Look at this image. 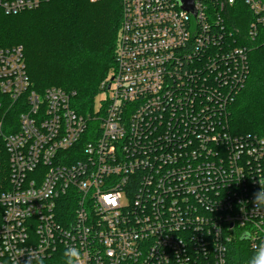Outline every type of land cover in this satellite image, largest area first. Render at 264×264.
Here are the masks:
<instances>
[{"label": "built area", "instance_id": "1", "mask_svg": "<svg viewBox=\"0 0 264 264\" xmlns=\"http://www.w3.org/2000/svg\"><path fill=\"white\" fill-rule=\"evenodd\" d=\"M47 1L0 0V11ZM120 1L93 120L73 94L33 90L20 46L0 49V97L20 110L16 131L0 123V264L33 253L65 264L72 247L81 264H248L264 242V137L229 124L249 73L232 17L244 5L247 38L264 45V0H193L195 15L175 0Z\"/></svg>", "mask_w": 264, "mask_h": 264}, {"label": "trees", "instance_id": "2", "mask_svg": "<svg viewBox=\"0 0 264 264\" xmlns=\"http://www.w3.org/2000/svg\"><path fill=\"white\" fill-rule=\"evenodd\" d=\"M233 16L243 38L237 44L248 50L249 73L230 108L229 124L237 135L264 137V45L247 38L250 16L244 5H237ZM121 18L120 0H48L18 15L0 11V49L20 46L33 90L55 87L73 94L72 107L93 120L100 114L94 107L99 85L114 69ZM1 101L0 123L6 135L16 131L20 110L3 97ZM9 176L5 139L0 136V196L10 187Z\"/></svg>", "mask_w": 264, "mask_h": 264}, {"label": "clouds", "instance_id": "3", "mask_svg": "<svg viewBox=\"0 0 264 264\" xmlns=\"http://www.w3.org/2000/svg\"><path fill=\"white\" fill-rule=\"evenodd\" d=\"M257 203L264 204V192H261L256 199ZM19 255L23 256L21 251ZM65 264H81V252L79 249L72 247L65 251ZM27 264H33V260L40 261L41 258L36 254H30ZM248 264H264V242L257 245L254 254L248 261Z\"/></svg>", "mask_w": 264, "mask_h": 264}, {"label": "water", "instance_id": "4", "mask_svg": "<svg viewBox=\"0 0 264 264\" xmlns=\"http://www.w3.org/2000/svg\"><path fill=\"white\" fill-rule=\"evenodd\" d=\"M178 7L192 15H195L193 0H175Z\"/></svg>", "mask_w": 264, "mask_h": 264}, {"label": "rangeland", "instance_id": "5", "mask_svg": "<svg viewBox=\"0 0 264 264\" xmlns=\"http://www.w3.org/2000/svg\"><path fill=\"white\" fill-rule=\"evenodd\" d=\"M103 1H105V0H103ZM104 97H105V96H103V95L97 96V97H96V100H95V106H97L98 103H99L101 100H103ZM3 106H4V103H3V102H0V109H2Z\"/></svg>", "mask_w": 264, "mask_h": 264}]
</instances>
